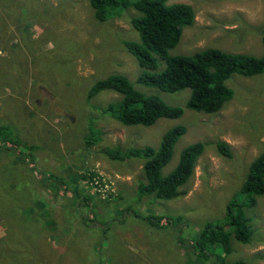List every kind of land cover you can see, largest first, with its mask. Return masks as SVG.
<instances>
[{"label": "rangeland", "instance_id": "rangeland-1", "mask_svg": "<svg viewBox=\"0 0 264 264\" xmlns=\"http://www.w3.org/2000/svg\"><path fill=\"white\" fill-rule=\"evenodd\" d=\"M30 1L31 16L28 11L20 17L19 7L7 8L8 1L0 0V122L23 143L14 148L0 141V264H217V256L205 263L193 251L187 253L172 227L138 225L135 218L122 223V210L136 197L132 188L146 182L144 161H113L104 150L158 149L165 132L183 126L186 133L163 170L168 175L186 147L206 144L185 195L143 200L148 215L183 216L188 226L177 229L193 241L206 223L224 217L252 162L264 152V75H234L227 82L234 98L216 114L186 109L176 120L124 127L95 109L120 101L121 95L106 91L89 99L94 84L109 75L127 77L137 90L157 95L169 106L185 107L191 95L188 89L166 93L137 85L143 69L124 41H139L132 24L138 13L130 9L101 23L90 0ZM178 2L190 4L196 20L173 55L208 48L264 53V0H169ZM91 125L103 136L87 154ZM218 143L228 146L230 157L220 153ZM26 145L36 147L27 161L20 158L28 152ZM98 177L110 181L108 197L98 190ZM125 185L121 199L118 193ZM250 212L254 238L247 245L231 241L229 264H264V197Z\"/></svg>", "mask_w": 264, "mask_h": 264}, {"label": "trees", "instance_id": "trees-1", "mask_svg": "<svg viewBox=\"0 0 264 264\" xmlns=\"http://www.w3.org/2000/svg\"><path fill=\"white\" fill-rule=\"evenodd\" d=\"M6 1L7 8H20V17L26 16L28 11L31 16L33 7L30 0ZM90 7L96 20L101 23L119 17L130 9L138 13L132 24L138 33L139 41H124L128 53L135 57L143 69L137 80L138 86L166 93H177L186 89L191 91L185 107L169 106L159 96L137 90L135 83L120 74H112L99 80L90 90L89 99L106 91L121 95L120 101L111 102L104 109H95L101 111V117L108 114L124 127H151L160 120H176L184 115L186 109L216 114L234 98L235 92L227 85L234 75L244 78L264 75V53L254 56L208 48L191 55H173L185 29L195 23L196 12L190 4H170L169 0H90ZM262 44L264 47V29ZM57 102L64 107L61 101ZM48 111L56 112L55 109ZM4 122H0V141L20 147L23 143L10 135L9 130L12 129L7 124H2ZM88 132L89 135L85 139L87 154L101 143L103 136V131L93 125L89 126ZM185 133L186 128L183 126L168 130L163 135L158 149L147 146L123 150L117 146L104 150V154L113 161H144L146 182L139 181L141 183L138 182L136 188H132L133 191L136 190V197L131 198L130 206L122 210V223L135 218L138 225L144 222L155 229L172 227L179 232V244L187 253L192 254L193 251L194 256H198L205 263L210 261L212 256H217V264H229L227 257L232 252L231 241L234 239L240 244H250L256 232L250 210L256 207L258 199L264 197V152L252 162L240 192L227 203L224 217L206 223L194 236L193 241H186L184 229L188 226V221L183 216L165 217L154 213L148 215L143 211V200L147 199V196L154 197L155 203L156 200L172 201L186 194L184 187L189 183L197 161L204 154L206 144L199 142L186 147L181 152L176 167L168 175L163 173L164 168L171 163L175 147ZM2 135L7 141L3 140ZM217 146L221 154L230 157L231 153L226 144L218 143ZM26 147L28 152H21L20 158L27 161V156L32 154L31 151H35L36 147ZM53 177L50 179H54ZM56 181H60L61 186L65 185L62 180ZM127 187L128 185H125L120 189L118 194L121 199ZM83 217L94 225L98 223L93 216L83 214ZM179 224H184V229L179 231ZM223 254H226V257L222 256Z\"/></svg>", "mask_w": 264, "mask_h": 264}, {"label": "built area", "instance_id": "built-area-1", "mask_svg": "<svg viewBox=\"0 0 264 264\" xmlns=\"http://www.w3.org/2000/svg\"><path fill=\"white\" fill-rule=\"evenodd\" d=\"M99 187V191H101L104 196H107L109 195V193L111 192V184H110V181H106L104 178H101V177H98L96 182H95Z\"/></svg>", "mask_w": 264, "mask_h": 264}]
</instances>
